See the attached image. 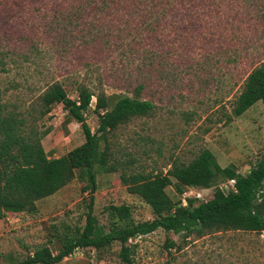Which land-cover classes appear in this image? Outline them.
<instances>
[{
  "label": "rangeland",
  "instance_id": "obj_1",
  "mask_svg": "<svg viewBox=\"0 0 264 264\" xmlns=\"http://www.w3.org/2000/svg\"><path fill=\"white\" fill-rule=\"evenodd\" d=\"M234 8L244 5L237 2ZM108 10L100 8L98 0H0V104L26 110L33 96L53 79L62 81L70 96L76 95L73 80H83L93 87L99 78L107 93L125 89L126 77L134 83V66L126 64L119 49L95 46L97 42L92 39L98 21L110 23ZM236 25L242 31L253 32L254 19L248 15L247 19L238 17ZM260 32L261 28L255 31L254 43L263 42L259 53L264 58V37L257 35ZM113 37V32H108L107 38ZM197 45L192 56L195 59L201 57ZM185 57H172L173 64L167 63V78L144 90V96L156 104L154 112L121 125L109 135V162L121 163L129 156L134 159L124 168L126 173L164 172L170 159L177 157L186 163L204 148L212 152L220 167L231 164L239 172L264 157L261 101L229 120L222 108L224 105L229 110L231 98L239 89L240 75L250 66V57L244 56L241 63H225V56L217 52L198 70L185 65ZM93 109L94 100L85 115L95 130L98 116ZM39 126L48 129L42 138L47 157L63 155L84 141L80 124L66 117L59 103L52 106ZM115 165L116 171L112 172L94 170L93 192L74 169L64 185L36 202L35 212L7 213L0 219V264L23 259L43 245L52 251L57 249L61 244L57 235L63 234L67 226H83L90 194L99 233L115 221L123 225L152 218L155 214L150 203L129 192L120 180L119 165ZM225 182L220 180L210 188L186 187L181 195L173 184H168L165 191L174 201L180 198L183 203L186 197L204 201L214 195L216 188L226 193ZM121 204L130 208L131 216L114 220L108 208ZM167 240L177 245L166 247ZM128 244L131 264H244L246 257L247 264L256 259L264 264V231L260 235L231 231L183 242L179 235L158 227L130 238ZM119 246L114 242L98 250L75 248L57 264H124L118 256Z\"/></svg>",
  "mask_w": 264,
  "mask_h": 264
},
{
  "label": "trees",
  "instance_id": "obj_2",
  "mask_svg": "<svg viewBox=\"0 0 264 264\" xmlns=\"http://www.w3.org/2000/svg\"><path fill=\"white\" fill-rule=\"evenodd\" d=\"M98 1L100 8L109 9L107 15L111 18L110 23L101 20L94 25L95 46L119 49L126 64L134 66L131 69L136 73L134 83L126 77L125 89L107 93L99 78L93 87L83 80H73L76 95L70 96L62 81L53 79L33 96L26 110L18 105L7 108L0 104V219L7 213L35 212L36 202L64 185L74 169L76 176L85 179L93 192L94 170L116 171L115 164L121 169V182L129 192L150 203L155 215L130 224L115 221L107 231L99 233L90 194L83 226H67L63 234L57 235L61 242L57 249L52 251L43 245L23 259L3 264H57L75 248L98 250L114 242L120 244V261L131 264L128 240L158 227L179 235L183 242L191 237L199 239L231 231L260 235L264 231V157L239 172L231 164L220 167L212 152L204 148L194 159L185 163L172 158L164 172L158 169L154 173H126L124 168L134 161L131 156L121 163L109 162L108 158L112 154L109 135L121 125L154 112L156 104L144 96V90L151 83L167 78V63L173 64L172 57L186 56L185 65L196 70L203 69L217 52L225 56V63H241L244 56L250 57V66L240 75L239 89L231 98L229 110L224 105L222 108L229 120L260 100L264 112V58L259 53L263 42L254 43L258 28L261 32L257 35L264 37V0ZM237 2L244 8H234ZM121 9L125 11L122 14ZM247 15L254 19L253 32L235 26L238 17L247 19ZM108 32H113L115 37L108 39ZM196 45L201 50L199 59L192 57ZM93 98V110L98 116L95 130L88 125L85 115ZM56 103L62 105L66 117L80 124L84 141L63 155L47 157L42 138L48 129H40L39 123ZM230 178L235 179V190L223 193L216 188L214 195L204 201L186 197L184 204L180 198L172 200L165 191L166 185L173 184L181 195L186 187L210 188ZM108 210L114 220L123 221L131 216L130 208L124 204L110 205ZM165 244L166 247L177 245L173 240ZM251 264L262 263L256 259Z\"/></svg>",
  "mask_w": 264,
  "mask_h": 264
},
{
  "label": "built area",
  "instance_id": "obj_3",
  "mask_svg": "<svg viewBox=\"0 0 264 264\" xmlns=\"http://www.w3.org/2000/svg\"><path fill=\"white\" fill-rule=\"evenodd\" d=\"M94 100V98H93ZM225 189V192L227 193L228 191H230V189H233L235 190V179L234 178H230L229 180H227L225 183H224V187ZM200 194H197L196 197H199ZM183 203L185 204L186 201L184 200Z\"/></svg>",
  "mask_w": 264,
  "mask_h": 264
}]
</instances>
